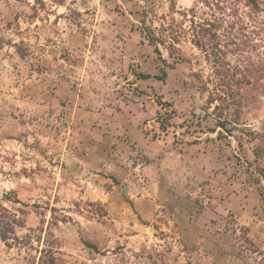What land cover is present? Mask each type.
Masks as SVG:
<instances>
[{
	"label": "rangeland",
	"instance_id": "1",
	"mask_svg": "<svg viewBox=\"0 0 264 264\" xmlns=\"http://www.w3.org/2000/svg\"><path fill=\"white\" fill-rule=\"evenodd\" d=\"M0 264H264V0H0Z\"/></svg>",
	"mask_w": 264,
	"mask_h": 264
},
{
	"label": "trees",
	"instance_id": "2",
	"mask_svg": "<svg viewBox=\"0 0 264 264\" xmlns=\"http://www.w3.org/2000/svg\"><path fill=\"white\" fill-rule=\"evenodd\" d=\"M250 5L255 6L256 0H249V6ZM210 26H211V24H210ZM201 30L206 32L207 28H201ZM140 33H141L142 37L149 43V45H151L154 48L155 53L160 57V53H159V50L157 48V45L160 43L161 39L154 34V29L151 27L145 26L143 24L141 29H140ZM195 45L197 47H202L201 42L199 40H195ZM140 77L149 78L151 76L140 75ZM152 77H154V76H152ZM155 78H157V76ZM1 237L3 239H5L4 235H2Z\"/></svg>",
	"mask_w": 264,
	"mask_h": 264
}]
</instances>
